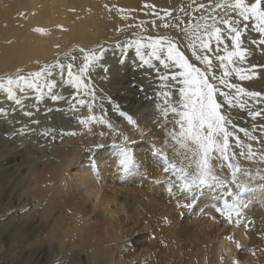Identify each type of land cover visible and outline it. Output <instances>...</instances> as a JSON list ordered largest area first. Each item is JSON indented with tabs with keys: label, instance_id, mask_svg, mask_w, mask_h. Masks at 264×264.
<instances>
[{
	"label": "bare ground",
	"instance_id": "obj_1",
	"mask_svg": "<svg viewBox=\"0 0 264 264\" xmlns=\"http://www.w3.org/2000/svg\"><path fill=\"white\" fill-rule=\"evenodd\" d=\"M217 2L0 0V79L65 61L80 48L103 46L102 63L108 70L93 72L101 94L111 98V104L104 102L105 112L115 128L81 124L80 113L65 101L49 98L31 118L25 117L0 90V264H264V104L252 109L262 110L255 119L246 110H232L228 163L241 169L240 189L232 183L226 162L218 170L219 179L232 183L226 188L233 197H227L224 188H206L192 209L178 207L166 191L162 156L187 165L192 145H174L159 127L162 117L153 96H146L147 90L142 95L129 90L128 77L136 74L142 85L146 77H141L143 68H137L133 53L122 60V50L116 47L155 23V36L162 35L166 20L185 15L181 9L191 7L192 13L183 19L187 26L193 16L208 14L196 8ZM177 24L170 27L172 35L179 31ZM255 59L249 63L264 64ZM257 73L250 81L236 82L264 92V68ZM117 105L124 117L116 112ZM73 114L77 117L71 118ZM128 115L135 126L128 123ZM44 119L52 128L42 129ZM22 124L29 125L31 136L19 133ZM52 130L51 136L42 134ZM121 132L132 141L129 146L139 162L128 174L119 169L120 154L115 152L114 143H125ZM40 135L44 145L37 146ZM82 137L88 141L84 149ZM102 141L104 146L93 148ZM242 186L256 189L245 194ZM237 192L240 214L233 211L229 220L215 209H222L225 199L235 202ZM226 224L230 235L212 238L211 231L220 232Z\"/></svg>",
	"mask_w": 264,
	"mask_h": 264
},
{
	"label": "snow or ice",
	"instance_id": "obj_2",
	"mask_svg": "<svg viewBox=\"0 0 264 264\" xmlns=\"http://www.w3.org/2000/svg\"><path fill=\"white\" fill-rule=\"evenodd\" d=\"M201 9L208 14L193 16V23L187 26L179 21V31L174 35H144L116 45L122 50V60H126L131 51L138 61L137 68L148 70L144 75L152 86L162 117L159 127L164 134L181 149L194 146L192 161L187 165L162 156L163 172L167 174L166 191L176 199L178 207L187 209L195 206L197 197L206 188H224L225 195L233 197L234 193L227 190L218 173L232 155L229 141L233 133L228 128L233 123L232 110L247 109V114L255 119L262 115V110L252 109L264 104V92L247 90L236 82L250 81L258 75V68H264V64L249 63L254 54L252 48L264 55V0H219L210 8L201 4L195 11ZM181 11L188 15L184 9ZM165 27L170 25L165 24ZM105 51L103 46L91 50L80 48L78 54H69L65 61L0 79V90L25 117L31 118L40 103L49 98L65 101L71 110L80 113L81 124L115 130L105 112L104 102L111 104V98L101 94L93 72L94 69L107 72V66L102 63ZM116 112L120 117L125 116L118 105ZM126 119L136 125L132 116ZM31 123L38 125L40 121L31 120ZM18 131L26 134L32 129L22 124ZM54 132L42 134L51 136ZM120 135L125 143L120 146L117 163L119 169L128 174L139 167V162L134 148L129 147L132 141L122 132ZM157 153L159 157L158 150ZM213 161L218 163L213 164ZM226 166L231 170L232 183L239 189L237 173L241 169L233 163ZM240 199L237 192L234 203L225 199L224 207L215 211L229 220L233 211L239 216Z\"/></svg>",
	"mask_w": 264,
	"mask_h": 264
},
{
	"label": "rangeland",
	"instance_id": "obj_3",
	"mask_svg": "<svg viewBox=\"0 0 264 264\" xmlns=\"http://www.w3.org/2000/svg\"><path fill=\"white\" fill-rule=\"evenodd\" d=\"M185 12H187L188 13V15H190L191 13H192V11H191V7H190V9L189 10H187V11H185ZM184 13V12H183ZM186 16L187 15H183V16H181L180 14L178 15V16H176L177 18H175L174 17V20H172V19H169V20H166L165 21V23L163 24V27H165V24H168V25H170V27L171 26H173V25H175V24H177L179 21H183V19L184 18H186ZM177 19V20H176ZM184 22V21H183ZM188 23H191V21L190 22H188ZM184 24H185V22H184ZM183 24V25H184ZM155 27H156V23L155 24H153V25H149L148 27H146V28H144V29H142V30H140L139 32H138V34H135L134 36L135 37H139V36H144V35H153V36H155V33H157V31L158 30H155ZM170 27H165L166 29H162L163 30V34L162 35H172V29L170 28ZM144 32V33H143ZM141 33H143L142 35H140ZM166 33V34H165ZM253 35H256V34H253ZM127 39H129V38H127ZM249 47H251V46H249ZM252 51H253V55H252V57L251 58H255L256 57V59L254 60V62L255 63H257V62H261V61H263L264 62V55H261L260 54V52L258 51V50H256L255 48H252ZM255 56V57H254ZM146 71H148V70H146V69H143V72H142V74L141 75H143L144 74V72H146ZM142 78H144V77H146L145 75H143V76H141ZM135 78V79H134ZM141 85H142V82H140L139 80H138V76L136 75V74H132L130 77H128V80L126 81V86H128V88H129V90L130 91H134L135 89L136 90H138L139 92H140V94L142 93V92H144V90H147V95L146 96H153V90L151 89L152 88V86L150 85V83H149V80H148V78L146 77V79L144 78V85H143V88H141ZM148 87V88H147ZM138 88V89H137ZM140 88V89H139ZM147 88V89H146ZM142 89H143V91H142ZM149 92H151L150 94H149ZM149 94V95H148ZM142 95V94H141ZM114 97H116V99H118V101L119 102H123L124 101V99H123V97L121 96V98H120V96L119 95H114ZM175 98V97H174ZM114 102H116L115 100H114ZM43 107V106H42ZM41 107V108H42ZM246 111H248L247 109H246ZM75 115V116H74ZM74 117H77V114H73L72 116H71V118H74ZM91 126H92V128H94V129H101L102 127L100 126V125H96V124H91ZM50 128H52V126L50 125V123L49 122H47L46 121V119H44V126H42V129L43 130H45V129H50ZM259 128H261V125H260V127ZM263 131H264V129L263 128H261ZM123 132H125V130L123 131ZM32 133H33V131H31L30 133H29V136H31L32 135ZM84 137H82V139L80 140V142L81 141H83L84 139H83ZM86 138L87 137H85V140L83 141V145L85 144V146H83L82 144H80L81 145V147H83V149H84V147H86V143H88V141H86ZM263 138H264V136H263ZM130 139V138H129ZM40 140V141H39ZM35 141H39V143L41 142V145H39V144H37V142H35V144L37 145V146H42V145H44V136L43 135H40V137H38V138H36V140ZM112 141H117L114 137H113V140ZM79 142V143H80ZM86 142V143H85ZM230 142V141H229ZM82 143V142H81ZM105 143L106 142H104L103 143V141L101 142V144L100 143H98V146H93V148H95L96 147V149H98V147L100 146V148L102 147V146H104L105 145ZM28 145L29 146H31L32 144H30V143H28ZM102 145V146H101ZM114 145H117L116 146V148H115V152H117V153H119L120 154V148H119V143H114ZM121 146V145H120ZM129 147H131V146H129ZM193 148H194V146L192 145L191 146V149H189L190 151H191V156H193V153H194V150H193ZM118 149V150H117ZM119 151V152H118ZM193 152V153H192ZM214 155H216L215 153H214ZM232 156V155H231ZM230 156V157H231ZM247 158H249L248 157V155L246 156ZM260 157H262L261 155H260ZM250 159V158H249ZM242 161H245V159H243ZM229 161H227V163H228ZM191 163V162H190ZM189 163V164H190ZM226 163V162H225ZM226 163V164H227ZM239 173V172H238ZM117 178V177H116ZM231 182L230 181H227V182H225V184L227 185V186H229V184H230ZM232 184V183H231ZM230 184V185H231ZM243 187V189H242V193H247V192H251L253 189L255 190L256 188H250V191H249V188H245L244 186H242ZM238 189V188H237ZM240 189V188H239ZM244 190V191H243ZM246 190H248V191H246ZM253 190V191H254ZM238 191V190H237ZM246 191V192H245ZM184 202H187V201H184ZM234 203V202H233ZM231 204V203H230ZM247 205H245L244 206V208L246 207ZM185 209H187V208H185ZM235 212V211H234ZM224 229L223 230H221L220 232H218V231H216L215 229H213L212 231H211V236H212V238H214V239H216V237L218 238V237H221L222 238V236L224 235V236H226V235H230V233H231V226L230 225H228V224H226L224 227H223ZM215 234H216V236H215ZM214 236V237H213ZM229 237V236H228Z\"/></svg>",
	"mask_w": 264,
	"mask_h": 264
}]
</instances>
